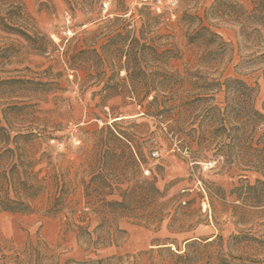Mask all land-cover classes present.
Listing matches in <instances>:
<instances>
[{
	"label": "rangeland",
	"instance_id": "obj_1",
	"mask_svg": "<svg viewBox=\"0 0 264 264\" xmlns=\"http://www.w3.org/2000/svg\"><path fill=\"white\" fill-rule=\"evenodd\" d=\"M214 1L0 0V79H5L0 103L10 133L34 128L51 134L32 149L39 157L49 147L51 167L42 159L33 170L41 169L40 177L66 173L72 182L70 205L60 213L47 212L53 181L32 202V213L0 211V264H264V202L252 206L264 188L255 179L264 182V177L213 155L219 145L230 147L243 130L234 122L247 120L242 90L227 98L221 85L225 79L253 87V107L264 113V64L248 62L263 49L264 37L253 32L254 24L241 25L242 19L235 18L232 3L250 10L249 0H225L216 11L210 9ZM134 39L147 41L140 74L124 69V54ZM66 48L85 50L86 67L93 75L96 68L105 70L104 78L78 83L63 62ZM153 84L186 105L171 130L211 133L209 149L191 157L170 138L167 123L144 114L135 89ZM114 123L144 142L140 174L166 188L160 201L167 207L159 225L117 217L113 222L123 232L108 244L91 246L76 237L65 217L87 211L89 229L98 224L92 212L102 209L85 207L76 171L106 134L100 128ZM153 134L159 137L150 148L145 143ZM252 139L251 148L248 142L240 145L242 163L262 158L264 123L255 127ZM83 176L88 183L90 175ZM130 186L123 183L121 189ZM119 193L114 188L105 198L120 200Z\"/></svg>",
	"mask_w": 264,
	"mask_h": 264
},
{
	"label": "trees",
	"instance_id": "obj_2",
	"mask_svg": "<svg viewBox=\"0 0 264 264\" xmlns=\"http://www.w3.org/2000/svg\"><path fill=\"white\" fill-rule=\"evenodd\" d=\"M223 3L225 0H215L210 9L219 10ZM249 3L250 10L244 9L238 3H232L235 18L242 19V21L238 20L241 25L242 22L254 24L253 32L264 37V0H249ZM17 32L30 39L26 33ZM212 34L218 36L216 33ZM201 40L210 42L205 37ZM146 42L140 43V39H134L129 52L124 54L126 56L125 71L141 73L146 55L142 49L143 46H147ZM85 53V50L76 51L66 48L61 55L66 68L73 71L74 79L79 78L78 83L82 84L92 78L101 81L105 76V70L100 67L96 68L93 75L92 68L86 67L88 61ZM90 53L94 54L97 63L102 62L101 56L95 49H91ZM248 62L249 64H264V47L248 57ZM262 71L264 75V68ZM79 72H82L84 76H78ZM4 85L5 79H0V88ZM221 85L224 87L227 98L230 94H235L237 90H242L244 100L248 103V109L245 111L247 120L234 122L235 129L238 130L241 125L243 130L240 129V134L234 136L230 147L219 145L213 155L225 156L227 163L233 164L235 168L245 172L252 171L264 177V148L262 158L257 161L242 163L238 155L241 151V143L248 142L251 148L255 127L259 123H264V113L253 107L255 90L238 78H227ZM151 93L150 101L143 105V100ZM134 94L138 105L145 109L144 114L155 118L160 123H167V128L171 131L170 138L177 140L179 148L188 151L191 157H195L199 150L209 149L213 140L211 133L207 135L202 132L184 134L171 130L183 112H187L185 103H175L171 97L167 96L166 90L155 84L145 88H136ZM208 116L209 121H212L214 114L209 113ZM8 122L5 115V104L0 103V211L12 214L32 213L34 210L32 202L44 193L48 184L53 181L54 189L47 212L50 214L62 212L64 208L69 207L72 194V182L66 173L56 176L48 172L40 177L41 169L33 170L42 159H47V165L51 167L53 153L49 147L39 157L35 156L36 151H32L37 141H48L51 134L35 131L34 128H26L11 135ZM116 124L100 128V131H106V134L100 136L93 151L86 153L84 163L76 171L77 176L80 175L78 182L82 187L85 207L102 209L92 212L98 224L92 230L89 229L91 217H88L89 212L87 211L81 210L77 215L74 211L65 217V224L76 232V237L91 246L108 244L117 234L123 232L113 222L117 217H128L147 225H159L167 207L163 201H160L166 195V188L160 189L154 177L149 179L140 174L139 168L143 162L141 150L144 148V142L139 143L134 137L119 131L115 127ZM157 137L159 135L153 134L145 144L150 148L155 147ZM161 137L167 138L163 132ZM195 146L197 149H194ZM84 174L90 175V180L86 184L83 180ZM255 181L264 187L263 181L259 179ZM130 182V188L121 189L123 183ZM114 188L120 190V200H107L105 196ZM208 194L210 196V192ZM262 202H264V188L260 189L259 194L253 198L252 206H258ZM97 230H101V234L96 233Z\"/></svg>",
	"mask_w": 264,
	"mask_h": 264
},
{
	"label": "built area",
	"instance_id": "obj_3",
	"mask_svg": "<svg viewBox=\"0 0 264 264\" xmlns=\"http://www.w3.org/2000/svg\"><path fill=\"white\" fill-rule=\"evenodd\" d=\"M158 2H159V0H158ZM104 8L106 9V5L104 4ZM156 12L157 13H160L161 11H160V7H156Z\"/></svg>",
	"mask_w": 264,
	"mask_h": 264
},
{
	"label": "bare ground",
	"instance_id": "obj_4",
	"mask_svg": "<svg viewBox=\"0 0 264 264\" xmlns=\"http://www.w3.org/2000/svg\"><path fill=\"white\" fill-rule=\"evenodd\" d=\"M202 207H203V208L205 207V203H202Z\"/></svg>",
	"mask_w": 264,
	"mask_h": 264
}]
</instances>
